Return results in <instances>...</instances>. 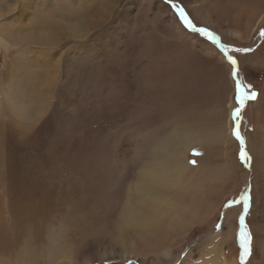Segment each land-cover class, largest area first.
Wrapping results in <instances>:
<instances>
[{
  "label": "rangeland",
  "instance_id": "1",
  "mask_svg": "<svg viewBox=\"0 0 264 264\" xmlns=\"http://www.w3.org/2000/svg\"><path fill=\"white\" fill-rule=\"evenodd\" d=\"M206 1L173 3L198 26L214 31L221 44L252 49L228 53L237 60L239 78L258 94L242 109V140L233 133L232 66L217 44L183 26L169 0H0V264H151L159 254L158 241L175 251L178 260L172 264H214L211 251L224 264L262 261L264 37L259 32L264 18L249 43L238 42L195 19L192 8ZM256 2L264 17V2ZM176 25L189 37L178 39ZM27 33L37 36L25 39ZM202 42L225 58L232 78L231 111L228 96L219 99L215 89L219 73L213 67L220 64L201 51ZM180 61L192 102L183 106L178 97L175 107H193L188 118L155 103L164 91L158 81L166 75L163 68L170 71ZM25 70L41 73L35 101L22 94L29 81L20 78ZM181 90L186 98V89ZM213 110L230 114L232 141L202 142L193 148L201 155L193 150L187 155L192 168L214 172L213 180H200L187 199L198 216H185L179 230L161 238L146 241L132 231L122 236L118 226L128 186L157 140L187 121L204 130ZM242 148L250 160L240 159ZM200 172L199 179L205 176ZM245 194L250 197L247 212ZM23 200L26 209L20 205ZM241 217L253 247L243 262ZM129 243L135 252L124 256Z\"/></svg>",
  "mask_w": 264,
  "mask_h": 264
},
{
  "label": "bare ground",
  "instance_id": "2",
  "mask_svg": "<svg viewBox=\"0 0 264 264\" xmlns=\"http://www.w3.org/2000/svg\"><path fill=\"white\" fill-rule=\"evenodd\" d=\"M258 1L264 2V0H258ZM206 2L207 5H202V6L197 5L196 7L192 8L195 19H197V21L203 25H208L210 26V28H214L226 34H230L238 42H242L245 44L250 42V40L253 37L252 33H254V31L259 27L262 19L264 18L262 13H257V9H259V5H257L258 3L256 2V0H207ZM223 3H228L225 6V8L223 6ZM231 11L232 13L233 11H235V14L229 15L228 13ZM49 12L50 11H47V13ZM49 15L47 16L45 14L42 17L46 16L48 21L49 19L48 17H51V15L50 16ZM53 16L54 14L52 15V17ZM52 19L54 20V18ZM65 20L66 18L64 19V22ZM69 20L70 19H68V21ZM221 20L227 22L228 24L225 27H223V25L221 24L222 23ZM41 23L43 24L44 22ZM35 26L36 25H34L33 27L34 30H35ZM176 26H177L176 28H173L174 29L173 31L175 32L176 37L178 39L183 38L184 35L185 37H189V35H187V32L180 25H176ZM30 28L29 30L34 31L32 28L31 29ZM76 30L78 32L79 29L77 28ZM20 33L26 34V31L17 32V34ZM46 35L47 34H44V36L47 38ZM36 36H37L36 33L33 34L27 33L25 39L26 37H29L31 39L32 37L34 38ZM191 38L195 40V38L193 37ZM202 44L203 46L201 51H204L206 55H208V57L209 56L213 58L215 57L214 58L216 59L215 61L220 64V67L216 64L213 67V70L219 73L214 81L215 89L218 90L219 99H223L224 97L228 96L227 97L228 108L229 111H231L232 108L234 107L233 99H231L230 97V92L232 90V83H231L232 78L228 66L224 63L225 58H223L224 56L222 57L216 51V49H214L211 45L206 44L205 42H202ZM179 50L181 49L179 48ZM180 63L181 64H179L178 66L176 64L175 68L171 67L172 69L170 71L167 67L163 68V65H161V67L164 69L163 73L165 72L164 74L166 75L161 78L162 80H158V81L160 84L159 87H162L161 89L162 91L164 88V91L162 97L161 95H160L161 98L158 96L160 99L157 98L158 100L156 99L157 102L155 101V103H157L158 105L162 104L164 108L165 107L169 108L168 110H170L171 113L174 112L173 115H178V116L186 115V118H188L193 113L192 110L193 107L189 108L188 106H186L185 111L177 109L175 107V105H177L178 103L177 101L178 97L180 104L182 100L183 106H184V102H186L187 100L189 106L190 103L192 102L191 100L192 97H190L189 95L192 93L188 92L190 83L187 85L185 80V78L187 77L184 76L185 65L183 61H180ZM24 72H22L20 78L29 77V81H27L28 83L26 82L27 83L26 87L24 85L22 94H26L29 100L33 98L35 101L37 100L36 97L39 96L38 79L41 76V73L40 71H35L36 73L33 74L31 71H26V70ZM25 74L28 76H25ZM144 78L146 79V76H144ZM22 79L21 81H23ZM152 85H153L152 82L148 81V83H146V87L148 86L150 88ZM24 88L25 89L29 88V92L26 90L24 91ZM181 88L186 89V91L184 90L186 92V98L184 97L185 93L181 92L183 91L181 90ZM13 95L17 97L16 94ZM218 104L216 108L219 107L220 104L219 105ZM209 114H208L209 123L207 127H204V130H201L200 125L199 126H194L192 124L190 125V123L187 121L185 125L184 124L182 125L181 129L174 130L172 134L163 135L162 139L157 140L158 142L156 141L157 144L149 153L144 168L137 176L136 181L133 182L132 184L130 182V186H128V189L126 188L127 189V194L125 198L126 201L124 202L122 211L120 212V218H119L120 224L118 226L121 230L122 236H125L127 232L132 231L135 232L140 238H145V240L146 238L147 239L161 238L166 233L168 234L176 230H179L181 225H184L185 223L183 220L185 216L191 217L193 219L198 216L192 204L187 199L191 198L190 193L193 192V190H196V187L199 183H202V181L204 182V181L213 180L214 175H212V173L214 172H211V169L207 172H204L199 170L198 168H197L198 170L192 168L188 163L189 161L187 155L198 144H202V142L206 144L218 143L223 145L228 140L232 141V131H231L232 124L230 120V114L224 117L221 113L215 110L211 111ZM158 126L159 125H157V127ZM158 130L160 131V129ZM149 132H151V130ZM200 171L204 172L205 176L199 179L198 177L199 175L197 176V173ZM119 172H121V170ZM119 175L121 174L119 173ZM182 192L183 195L181 194ZM180 196H182L184 199H182ZM20 205L24 209L27 208V202L24 200L20 202ZM158 246H159L158 257L151 264H172L174 261L178 260L175 259L176 258L174 257L175 251L171 246H168L167 244H162L160 241L157 242L156 248H158ZM124 247H125L124 256L135 252V247L133 243L126 244ZM260 247H261V243H260ZM262 252H263L262 261L256 263V260L254 258L251 264L264 263L263 246H262ZM213 253L214 255H216L215 251L213 252L211 251L210 254ZM214 255L212 258L214 259V261H212L214 264H224L223 261L217 262Z\"/></svg>",
  "mask_w": 264,
  "mask_h": 264
},
{
  "label": "snow or ice",
  "instance_id": "3",
  "mask_svg": "<svg viewBox=\"0 0 264 264\" xmlns=\"http://www.w3.org/2000/svg\"><path fill=\"white\" fill-rule=\"evenodd\" d=\"M171 6L175 9L176 13L179 16L180 21L182 22L183 26L188 29L191 33L198 34L201 37L207 38L209 41L217 44L225 54L227 61L232 66V75L234 78V102L236 106L233 109V121H234V128L233 133L238 140H242V134L240 130V116L242 113V109L245 106L246 101L255 100L257 98V92L252 90V85L247 84L245 81L239 78L238 69L236 67L237 60L228 53L230 51L234 52H250L252 49H240V48H232L230 49L228 46L220 43V38L216 35V33L209 29L207 26H198L193 19L189 17V14L185 11L183 7H181L178 3H173V0H169ZM261 37H264V28H262L259 32ZM195 155H201L196 150H193ZM240 159L244 161L250 160V156L246 150V148H242L240 151ZM190 163L195 164L196 161L192 160ZM250 197L245 194L244 197V210L245 212L248 211L249 204L248 201ZM241 231L239 234L240 239V247L242 249L241 253V260L246 261L253 253L252 247V234L249 231L247 225L244 224L243 217H241Z\"/></svg>",
  "mask_w": 264,
  "mask_h": 264
}]
</instances>
